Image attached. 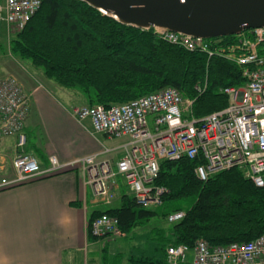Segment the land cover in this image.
<instances>
[{
	"label": "built area",
	"instance_id": "2783aa9c",
	"mask_svg": "<svg viewBox=\"0 0 264 264\" xmlns=\"http://www.w3.org/2000/svg\"><path fill=\"white\" fill-rule=\"evenodd\" d=\"M43 1L4 0L0 5V31L2 23L9 33L24 30ZM152 28L168 43L236 64L242 71L244 85L221 89L228 97V105L203 117L193 114L194 99L185 98L174 87L110 107H74V116L79 121L90 120L94 133L129 139L116 162L91 154L70 164L80 163L83 167L94 200L110 205L129 194L144 208L160 207L169 193L157 184L161 162L183 158L197 160L195 174L201 181L237 168L257 187L264 188V27L244 30L234 35L236 38L230 43H223L224 37L205 39ZM29 113L30 96L19 80L0 78V140L16 137L12 162L16 175L3 178L2 188L56 174L70 166L53 155L49 167L43 169L37 157L26 150ZM185 215L179 210L167 219L176 223ZM91 232L99 238L124 235L118 218L107 213L92 221ZM186 263L264 264V234L247 242L221 246H211L204 239L197 240L193 247L168 246L167 264Z\"/></svg>",
	"mask_w": 264,
	"mask_h": 264
},
{
	"label": "trees",
	"instance_id": "16d2710c",
	"mask_svg": "<svg viewBox=\"0 0 264 264\" xmlns=\"http://www.w3.org/2000/svg\"><path fill=\"white\" fill-rule=\"evenodd\" d=\"M235 38L224 37L222 42ZM12 49L59 86L80 91L90 106L110 107L174 87L194 99L193 114L203 117L228 105L221 89L245 82L236 64L187 51L162 40L153 28L123 24L82 0H44L13 40ZM197 164L187 158L161 162L157 184L169 190L162 214L168 217L183 210L186 215L167 230L159 229L164 241L159 253L166 254L170 245L193 247L199 239L221 246L263 235L264 188L237 168L201 181L195 174ZM183 199L193 200L187 209L175 205ZM120 201L118 207L89 215L90 239L99 238L92 234L91 223L103 213L118 218L124 235L161 215L138 205L132 195L123 194ZM131 261L165 264L166 259Z\"/></svg>",
	"mask_w": 264,
	"mask_h": 264
},
{
	"label": "crops",
	"instance_id": "0c3cea01",
	"mask_svg": "<svg viewBox=\"0 0 264 264\" xmlns=\"http://www.w3.org/2000/svg\"><path fill=\"white\" fill-rule=\"evenodd\" d=\"M34 70L43 76V71ZM21 76L25 77L20 74L17 78L30 96L26 150L37 157L43 169L49 167L53 155L67 166L91 154L113 162L121 158L127 137L94 133L90 120L79 121L74 116L71 103L43 82L33 81L30 74L27 80ZM54 85L50 81L49 86ZM15 154L16 137L0 140V183L16 175L12 163ZM102 206L108 205L94 200L84 169L76 164L18 186L0 187V264H86L89 251L97 247L103 252L102 261L108 259V241L116 239H90L88 232L89 215L107 210L100 209ZM140 238L144 240V235ZM146 247L136 248L138 256L129 252L125 264H131L132 258L147 257H164L167 264V253H159L153 245Z\"/></svg>",
	"mask_w": 264,
	"mask_h": 264
},
{
	"label": "water",
	"instance_id": "95a60500",
	"mask_svg": "<svg viewBox=\"0 0 264 264\" xmlns=\"http://www.w3.org/2000/svg\"><path fill=\"white\" fill-rule=\"evenodd\" d=\"M123 24L223 38L264 27V0H82Z\"/></svg>",
	"mask_w": 264,
	"mask_h": 264
},
{
	"label": "rangeland",
	"instance_id": "374dc122",
	"mask_svg": "<svg viewBox=\"0 0 264 264\" xmlns=\"http://www.w3.org/2000/svg\"><path fill=\"white\" fill-rule=\"evenodd\" d=\"M3 4H4V0H0V5ZM18 33L19 32L16 30H12L11 33H9L7 31V25L5 23H2L1 31H0V78H7V77L17 78V76L23 74V76L25 77L22 76L21 77L24 80H27L26 76L30 74L34 78L33 81L36 80V82H40V83L43 82V86L53 91L54 93H58L57 95H59L61 99H63L66 102L68 101L69 104L71 103L73 107H77L79 105H86L87 104L86 99L84 98L83 94L80 91L63 88L59 86L55 81L46 77L44 73L42 76L41 74H39L34 70L36 69L39 71L40 69L35 68L33 65L32 66L34 69L32 68V66L30 65L32 64L30 60L24 59L16 52H14V50L12 49L13 40L15 39ZM50 81H53L55 84L54 86H52L53 89L49 86ZM34 135H36V132H34ZM76 165H80V163H77ZM192 201H193L192 199H183L175 202V205H178L183 209H187L191 205ZM120 203L121 201L119 198V200L116 199L113 204L108 206H102L100 209H109L113 207H118ZM166 207L165 206H161L157 208L155 207L154 209H157V211L160 212L161 215L154 217L144 225L136 226L128 236L122 235L123 237L121 236V238L112 237L113 239L116 240L108 241L109 243L107 245V250H106L108 252L107 253L108 259L106 257V259L102 261L103 252L99 250L100 247H97V250L96 249L90 250L88 253V262L86 264H125L128 261L127 258L129 256V252L132 251L131 254L138 256L137 252L139 250L136 249L138 247H140V249L143 250H145L144 248H148L146 246H150V245H153L154 247L157 248L161 247L164 241L160 238L162 235L159 229L167 230V228H169L172 225V223L168 221L167 217L162 214V212L165 211ZM143 235H144V240H141L140 236Z\"/></svg>",
	"mask_w": 264,
	"mask_h": 264
},
{
	"label": "bare ground",
	"instance_id": "6f19581e",
	"mask_svg": "<svg viewBox=\"0 0 264 264\" xmlns=\"http://www.w3.org/2000/svg\"><path fill=\"white\" fill-rule=\"evenodd\" d=\"M114 203V202H113Z\"/></svg>",
	"mask_w": 264,
	"mask_h": 264
}]
</instances>
